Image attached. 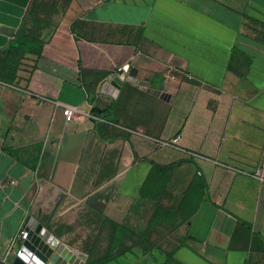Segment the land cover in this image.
<instances>
[{
  "label": "crops",
  "instance_id": "crops-1",
  "mask_svg": "<svg viewBox=\"0 0 264 264\" xmlns=\"http://www.w3.org/2000/svg\"><path fill=\"white\" fill-rule=\"evenodd\" d=\"M21 27L44 45L0 80V264L29 218L102 216L109 264H264V0H30ZM125 65L165 97L102 94Z\"/></svg>",
  "mask_w": 264,
  "mask_h": 264
},
{
  "label": "water",
  "instance_id": "water-1",
  "mask_svg": "<svg viewBox=\"0 0 264 264\" xmlns=\"http://www.w3.org/2000/svg\"><path fill=\"white\" fill-rule=\"evenodd\" d=\"M30 0H0V50L15 39L21 21L28 8ZM128 76H115L102 87V94L117 98L124 83L137 85L148 93L164 98V86L159 90L148 89L149 84L138 80V70L125 65ZM29 232L28 240L24 241L21 252L14 259L13 264H51L52 258L61 242L34 218H29L26 224ZM27 250L29 252L27 253Z\"/></svg>",
  "mask_w": 264,
  "mask_h": 264
},
{
  "label": "rangeland",
  "instance_id": "rangeland-1",
  "mask_svg": "<svg viewBox=\"0 0 264 264\" xmlns=\"http://www.w3.org/2000/svg\"><path fill=\"white\" fill-rule=\"evenodd\" d=\"M83 220L79 218L73 226V232L58 238L61 244L51 264H106L117 253L124 251V249L116 248L111 240L114 234L113 229L110 228H114L115 224L109 217L102 216L98 219L92 217L90 220ZM23 242L20 241L17 251L23 246ZM173 250V247H169L165 249V252L170 254ZM17 255L13 257V261Z\"/></svg>",
  "mask_w": 264,
  "mask_h": 264
},
{
  "label": "trees",
  "instance_id": "trees-1",
  "mask_svg": "<svg viewBox=\"0 0 264 264\" xmlns=\"http://www.w3.org/2000/svg\"><path fill=\"white\" fill-rule=\"evenodd\" d=\"M43 45V42L34 39L26 27H21L15 39L0 53V66H3L0 80L10 81L13 78L16 54H40ZM172 259L173 256L169 257L166 264H172ZM106 264H109V261Z\"/></svg>",
  "mask_w": 264,
  "mask_h": 264
},
{
  "label": "built area",
  "instance_id": "built-area-1",
  "mask_svg": "<svg viewBox=\"0 0 264 264\" xmlns=\"http://www.w3.org/2000/svg\"><path fill=\"white\" fill-rule=\"evenodd\" d=\"M123 75L127 77L128 72L124 70V67H119L117 76L121 77ZM64 117L66 124L72 123L77 118H90V119L94 118V116H92L90 113L86 114L75 107H67L64 110ZM178 141H179V137L174 139L173 143H177ZM257 175L260 178H263L260 171H258ZM28 238H29V232L26 230V225H24L23 227H21V229L15 235V237L10 241V243H8V246L6 247L4 255L2 257L3 264H13L12 263L13 257H15L16 254H19L23 247L22 246L20 250L17 251L20 241H26L28 240Z\"/></svg>",
  "mask_w": 264,
  "mask_h": 264
},
{
  "label": "bare ground",
  "instance_id": "bare-ground-1",
  "mask_svg": "<svg viewBox=\"0 0 264 264\" xmlns=\"http://www.w3.org/2000/svg\"><path fill=\"white\" fill-rule=\"evenodd\" d=\"M29 252V250H27V253ZM30 253V252H29Z\"/></svg>",
  "mask_w": 264,
  "mask_h": 264
}]
</instances>
